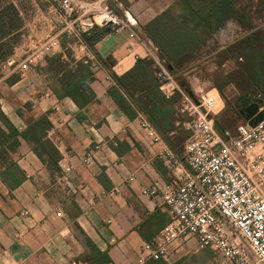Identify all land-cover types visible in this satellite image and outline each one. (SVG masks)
Masks as SVG:
<instances>
[{
    "label": "crops",
    "instance_id": "obj_1",
    "mask_svg": "<svg viewBox=\"0 0 264 264\" xmlns=\"http://www.w3.org/2000/svg\"><path fill=\"white\" fill-rule=\"evenodd\" d=\"M112 1L120 8L119 14L135 23L139 35L154 44L143 28L176 0ZM230 22L234 21H229L212 41L218 51L229 46L221 41L226 36L222 31ZM234 29L238 30L235 22ZM94 52L101 67H89L93 80L88 87L94 96L83 106L65 96L70 84L62 72L55 74L49 69L47 59L51 55L39 67L29 69L23 79L9 83V79L18 76L14 71L0 78V108L11 123L22 131L32 119L46 115L52 123L47 139L61 156L58 169H54L42 162L33 151V144L23 138L11 152L26 179L11 191L0 178V264H87L89 240L100 252L107 253L108 264H139L143 244L169 221L158 198L144 197L141 191L162 189L176 180L165 153L170 151L184 165L185 142L181 136L191 132L182 121L179 129L168 134L171 141H177L175 150L151 126L159 137V141H154L141 125L143 116L131 118L119 103L123 93L103 61L110 58L113 72L120 76L146 59L144 47L130 39L126 31L106 35ZM208 59L205 60L209 62ZM198 65L185 75L190 71L197 73ZM68 70L75 72L76 65L70 62ZM193 77L196 80L188 81L189 87L204 91L202 83L210 78L197 74ZM214 89L219 91L218 87ZM248 93L264 102L255 90ZM130 105L134 112L135 106ZM221 126L235 130L227 128L231 124ZM89 151L92 158L86 164L83 159ZM67 166L71 173L68 181H63L61 173ZM100 175L105 176L104 182L99 180ZM113 189L119 192L111 193ZM196 246L194 239L177 241L171 245L167 260H149L146 264H224L212 251L198 250Z\"/></svg>",
    "mask_w": 264,
    "mask_h": 264
},
{
    "label": "built area",
    "instance_id": "obj_2",
    "mask_svg": "<svg viewBox=\"0 0 264 264\" xmlns=\"http://www.w3.org/2000/svg\"><path fill=\"white\" fill-rule=\"evenodd\" d=\"M109 1L56 0L57 15L70 24L68 32L77 39L72 50L75 59L94 69L101 67L82 34L95 26H110L115 35L126 31L130 39L144 47L146 59L153 62L162 92L167 97L179 96V111L187 115L185 126L191 132L184 145V165L170 151L165 153L176 180L162 189L141 191L144 197L158 198L169 221L143 244L139 264L167 260L173 243L189 239L196 241L198 250L212 251L224 264H264V120L256 127L243 122L234 131L224 129L222 136L214 127L225 108L219 91L213 88L199 92L194 87L190 93L181 86L158 48L147 43L135 30V23L118 15ZM61 52V39L56 36L20 45L10 59L0 64V75L14 71L23 79L47 56ZM141 125L154 141H159L145 119ZM91 158L89 151L83 162L88 164ZM70 173L71 167H64L62 180L68 181Z\"/></svg>",
    "mask_w": 264,
    "mask_h": 264
},
{
    "label": "trees",
    "instance_id": "obj_3",
    "mask_svg": "<svg viewBox=\"0 0 264 264\" xmlns=\"http://www.w3.org/2000/svg\"><path fill=\"white\" fill-rule=\"evenodd\" d=\"M229 21L237 24V32L242 37L226 49L218 51L212 46V41ZM23 27L20 11L14 2L0 0V64L14 54ZM143 29L158 48L166 66L179 79L181 78L180 84L186 90H190L189 83L181 76L202 61H206L205 59L217 58L219 66L231 60L237 67L235 72L227 75L222 85L217 86L219 91L232 84L244 91L253 89L264 98V0H176ZM111 32L110 26H95L89 32L83 33L82 38L94 51L96 44ZM64 54L67 59H64ZM239 61L242 63H238ZM70 62L76 65L73 73L68 70ZM139 62L133 69L119 76L113 72L110 58L103 61L123 93L118 101L124 110L131 118L141 114L176 150V140L171 141L168 134L174 129H179L182 121L188 120L179 118L183 115L179 111L180 98L178 95L167 97L160 92V84L155 76L152 61L143 59ZM47 63L55 74L62 72L66 83L70 84L65 90V96H70L79 106L92 99L94 95L89 91L88 84L93 80V73L88 64L75 59L72 49L47 59ZM19 78L18 75L8 82L12 83ZM130 103L135 106L134 112L131 111ZM21 112V109L17 110L18 114ZM51 128L49 118L42 115L29 121L26 128L20 131L0 108V178L11 191L18 188L26 179L24 171L11 157V152L20 145V138L33 144V151L42 162L58 169L57 164L61 156L47 139V133ZM190 136L191 133L183 134L182 142L186 143ZM104 179L105 176H99L101 182H104ZM88 245L91 253L85 259L87 264L110 262L107 253L100 252L90 240Z\"/></svg>",
    "mask_w": 264,
    "mask_h": 264
},
{
    "label": "rangeland",
    "instance_id": "obj_4",
    "mask_svg": "<svg viewBox=\"0 0 264 264\" xmlns=\"http://www.w3.org/2000/svg\"><path fill=\"white\" fill-rule=\"evenodd\" d=\"M18 10L20 11L24 27L21 32L20 41L18 46L28 44L31 41L44 42L50 37H59L61 39L62 52L72 49L74 51L77 39L68 32L71 30L70 24L60 18L56 12V0H12ZM110 7L118 14L121 13L113 1H109ZM231 23V24H230ZM222 35L221 43L224 45H231L242 35L235 31L234 22H230ZM229 33V34H228ZM213 45V44H212ZM60 53H56L57 55ZM51 55L49 57H52ZM209 62L202 61L198 66L197 73L190 71L188 75L181 76L182 79H186L190 83L195 82V74L202 78H210L206 80V83H202L204 91H208L213 88H217V84H222L227 75L237 70L234 62L228 61L225 66L218 65V59H208ZM238 63H242L239 61ZM1 74V73H0ZM2 76V75H1ZM181 79V78H180ZM192 86H190V93H192ZM250 91H244L237 89L235 86H228L219 91L220 95L224 99L225 108L223 112L217 117V122L222 124H231L233 126L227 127L228 129H234L237 124H241V119L238 117L235 104L238 99ZM186 117L187 115L183 114ZM235 124V125H234Z\"/></svg>",
    "mask_w": 264,
    "mask_h": 264
},
{
    "label": "water",
    "instance_id": "obj_5",
    "mask_svg": "<svg viewBox=\"0 0 264 264\" xmlns=\"http://www.w3.org/2000/svg\"><path fill=\"white\" fill-rule=\"evenodd\" d=\"M239 105L242 106L241 114L244 122L250 126L256 127L264 120V102L261 99H255L251 93H247L238 99L236 106L239 107ZM214 127L222 136H225L224 128L217 121Z\"/></svg>",
    "mask_w": 264,
    "mask_h": 264
},
{
    "label": "flooded vegetation",
    "instance_id": "obj_6",
    "mask_svg": "<svg viewBox=\"0 0 264 264\" xmlns=\"http://www.w3.org/2000/svg\"><path fill=\"white\" fill-rule=\"evenodd\" d=\"M241 105V104H240ZM237 107L236 104H235V109H236V112H237V115L240 119H243L242 117V114H241V109H242V106Z\"/></svg>",
    "mask_w": 264,
    "mask_h": 264
},
{
    "label": "bare ground",
    "instance_id": "obj_7",
    "mask_svg": "<svg viewBox=\"0 0 264 264\" xmlns=\"http://www.w3.org/2000/svg\"><path fill=\"white\" fill-rule=\"evenodd\" d=\"M131 19V18H130Z\"/></svg>",
    "mask_w": 264,
    "mask_h": 264
}]
</instances>
